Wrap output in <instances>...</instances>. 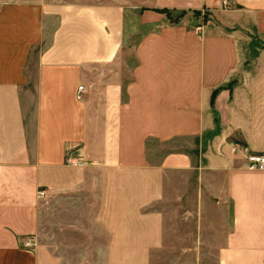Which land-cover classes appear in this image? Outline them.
I'll return each mask as SVG.
<instances>
[{"label": "crops", "instance_id": "0c3cea01", "mask_svg": "<svg viewBox=\"0 0 264 264\" xmlns=\"http://www.w3.org/2000/svg\"><path fill=\"white\" fill-rule=\"evenodd\" d=\"M230 1L0 0V264H264V0Z\"/></svg>", "mask_w": 264, "mask_h": 264}, {"label": "built area", "instance_id": "2783aa9c", "mask_svg": "<svg viewBox=\"0 0 264 264\" xmlns=\"http://www.w3.org/2000/svg\"><path fill=\"white\" fill-rule=\"evenodd\" d=\"M223 8H230L233 2L230 0H222L221 2ZM84 92V87L82 85L78 86L76 98L81 99ZM248 161L257 170H264V155L263 154H251L247 156ZM87 162V155L78 152L76 150L67 149L64 156V163L71 166H80ZM44 194L43 190L38 192L41 196ZM20 244L22 247L33 250L36 246V240L32 236H25L21 239Z\"/></svg>", "mask_w": 264, "mask_h": 264}, {"label": "rangeland", "instance_id": "374dc122", "mask_svg": "<svg viewBox=\"0 0 264 264\" xmlns=\"http://www.w3.org/2000/svg\"><path fill=\"white\" fill-rule=\"evenodd\" d=\"M127 63H128V65H132L133 63H134V61H133V59L132 58H129L128 60H127ZM129 79V75H128V73L126 74V80H128Z\"/></svg>", "mask_w": 264, "mask_h": 264}]
</instances>
